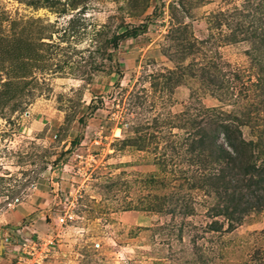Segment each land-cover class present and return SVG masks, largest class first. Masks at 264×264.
Returning <instances> with one entry per match:
<instances>
[{
    "label": "rangeland",
    "instance_id": "rangeland-1",
    "mask_svg": "<svg viewBox=\"0 0 264 264\" xmlns=\"http://www.w3.org/2000/svg\"><path fill=\"white\" fill-rule=\"evenodd\" d=\"M0 264H264V0H0Z\"/></svg>",
    "mask_w": 264,
    "mask_h": 264
},
{
    "label": "built area",
    "instance_id": "built-area-1",
    "mask_svg": "<svg viewBox=\"0 0 264 264\" xmlns=\"http://www.w3.org/2000/svg\"><path fill=\"white\" fill-rule=\"evenodd\" d=\"M74 218V212L73 211H70V210H67V211H65L63 214H61L60 216H58V223L59 224H64V223H66L67 221H70V220H72ZM7 240H8V238H7ZM27 241L29 242V243H33V245H36V242H35V240H33V239H27ZM53 242V240H50V241H48V242H46L45 244H44V247H45V250L46 251H49V245L51 244ZM40 246H42V244H40ZM32 254V252L31 251H29V254ZM21 258H23V257H21ZM20 258V259H21Z\"/></svg>",
    "mask_w": 264,
    "mask_h": 264
},
{
    "label": "crops",
    "instance_id": "crops-1",
    "mask_svg": "<svg viewBox=\"0 0 264 264\" xmlns=\"http://www.w3.org/2000/svg\"><path fill=\"white\" fill-rule=\"evenodd\" d=\"M28 214V213H27ZM21 216L24 218V219H26V220H29L31 217H32V215H26V214H24V213H21Z\"/></svg>",
    "mask_w": 264,
    "mask_h": 264
}]
</instances>
